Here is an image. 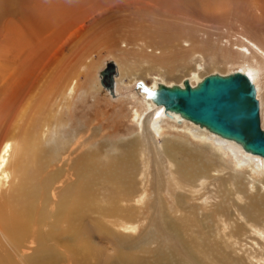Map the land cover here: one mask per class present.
I'll use <instances>...</instances> for the list:
<instances>
[{
	"label": "bare ground",
	"instance_id": "obj_1",
	"mask_svg": "<svg viewBox=\"0 0 264 264\" xmlns=\"http://www.w3.org/2000/svg\"><path fill=\"white\" fill-rule=\"evenodd\" d=\"M123 1H46L43 13H54L47 26L55 30L48 36L47 28L43 36L36 29L26 34L19 25L13 45L0 50V264H98L96 238L113 247L103 264H264L260 156L178 115L166 117L163 107L147 99V90L141 103L149 115L134 112L139 131L114 152L85 145L79 134L73 142L59 141L64 108L93 88L95 79L91 87L82 79H91L104 53L118 67L116 90L124 78L145 87L153 71L162 77L152 79L148 92L159 83L182 85L188 79L195 86L208 75L246 73L257 89L264 128V32L240 24L244 34L234 39L197 36L181 23L172 28L167 20L159 25L145 16L128 20L119 10ZM97 19L109 23L96 28ZM228 66L237 67L228 74L219 70ZM181 68L187 70L183 79L177 76ZM169 121L170 130L228 156L233 174L225 176L223 163H209L203 151L172 138H163L160 154L154 139L163 136ZM148 151L158 168L154 197L146 183ZM162 156L171 169L172 204L164 196ZM238 170L262 179V192L246 191ZM209 180L218 182L220 201L206 212L198 205L190 208L191 201L204 197Z\"/></svg>",
	"mask_w": 264,
	"mask_h": 264
},
{
	"label": "rangeland",
	"instance_id": "obj_2",
	"mask_svg": "<svg viewBox=\"0 0 264 264\" xmlns=\"http://www.w3.org/2000/svg\"><path fill=\"white\" fill-rule=\"evenodd\" d=\"M46 1L53 2L54 0H0V50L1 48L13 45L16 28L19 25V28L26 34L27 32L30 34L32 30L36 29L41 30L43 36L47 28L48 31H46L45 36H48L49 31L52 33V31L55 30L53 25L50 24L47 26V21L52 22L51 15L54 13H43L45 12L43 6H46L44 3ZM64 1L68 5H73L77 0ZM126 2L127 0H124L123 3L120 4L119 10H124L126 12L125 14H127L128 20L134 19V16H145L146 19L148 18V20L158 25L162 23V20H167L172 28L180 27L179 23H181V27L184 26V28L187 29L192 28L193 30L191 29V31L196 32L197 36L214 34L232 36L233 38L231 39H234L236 36H239V34H244L241 28H239L240 24L241 26L247 25L248 27L256 26L258 30L264 32V18L262 17L264 0H134L131 4ZM131 17L132 19H130ZM170 20L174 21L175 24ZM107 21H103V23L102 20L97 19V22H95L97 24L94 25L93 21V23L87 22L86 25H94L97 28L100 27L99 25L104 26L108 24L109 22ZM176 24L178 26H175ZM248 24H250V26ZM114 59L113 56L104 53L103 58L98 62L96 71L93 72L94 75H91V79L89 78L90 76L88 77L90 81L88 78L82 79L83 81L85 80V83L89 84L90 87L93 83L92 79H95V85H92L93 88H90V91H81L74 99L71 108H64L63 116H61L62 119L60 117V120L63 121L59 130V141L61 143L73 142L75 138L79 137H77L79 134L83 136L81 142L85 145L87 143L94 144L93 148L95 149L103 147L105 150L114 152L118 144L123 141H130L139 131L138 124L134 119V112L138 111L149 115V113L145 112L142 108L141 100L146 98V96H142V94H144L146 90L148 92L149 89H147L146 86L152 84L153 78L160 79L162 77L160 75L161 73L159 71L151 72V77L146 79L147 84L145 87L140 86V81L130 82L127 78H124V83H121L118 90L115 89L113 91V97L111 92L104 86V80L102 81L101 77L103 72L108 68L107 64L109 62L114 63ZM115 65L113 70L117 73L118 67L117 64ZM236 67L237 66L220 67L219 70L228 74L235 71ZM185 72H187V70L181 68L177 76H183V79L186 76ZM171 82L175 83L174 80ZM169 125H172V122L169 121L168 123H164L165 131L163 132V136L160 138L155 137L154 139V145L160 154L162 152L161 143L163 142V138H172L178 140L182 145L189 147L193 152L203 151L204 155L207 157H204L205 161L209 163L211 162L216 166H220L221 163H223L228 168L223 173L225 176L233 174L232 170L234 165L228 156H221L210 143L194 140L188 133L185 134V132L181 130H170L168 127ZM94 132L98 137L94 138L92 136ZM143 134L146 136V132ZM147 147L151 148L148 140ZM151 151L153 152V150ZM151 151H148L147 162L149 168L146 183L151 197H154L156 192L153 179L158 168ZM160 158L163 165L162 171L166 175L164 196L167 202L172 204L174 203L173 199H175V190L173 189V182L169 175V171H171L170 165L165 157L162 156ZM236 173L241 177L243 186H246V191L250 194H256L259 190L262 192L260 187L263 181L262 179H251L249 171L246 170H238ZM251 184L255 186V190L249 189ZM218 189V182L209 180L204 194L202 193L204 197L199 201H191L190 208L198 205L206 212L209 208L215 207L220 201ZM146 224V221L143 222L142 227L146 226ZM248 244L251 245V243ZM154 246L156 245H152V247ZM93 247H96L94 253L102 258H98V264L104 263V260L111 253V248H113L110 244L107 245V240L104 238H96ZM98 250L101 252L100 254ZM95 254H93V258H97ZM150 260L152 261V259Z\"/></svg>",
	"mask_w": 264,
	"mask_h": 264
},
{
	"label": "water",
	"instance_id": "obj_3",
	"mask_svg": "<svg viewBox=\"0 0 264 264\" xmlns=\"http://www.w3.org/2000/svg\"><path fill=\"white\" fill-rule=\"evenodd\" d=\"M103 84L114 97L115 80L108 87ZM146 96L155 106L164 108L166 117L174 119L178 115L201 130L264 159L260 102L248 74L237 71L228 75H208L195 86L188 79L182 85L159 83Z\"/></svg>",
	"mask_w": 264,
	"mask_h": 264
},
{
	"label": "flooded vegetation",
	"instance_id": "obj_4",
	"mask_svg": "<svg viewBox=\"0 0 264 264\" xmlns=\"http://www.w3.org/2000/svg\"><path fill=\"white\" fill-rule=\"evenodd\" d=\"M108 68L103 72V80L104 83L109 86L112 83V80L115 79V75L117 73L114 72L113 67L111 64H107Z\"/></svg>",
	"mask_w": 264,
	"mask_h": 264
}]
</instances>
